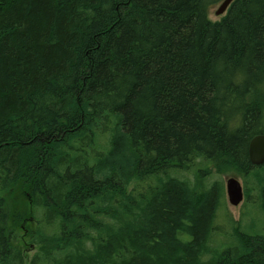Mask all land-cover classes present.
I'll return each instance as SVG.
<instances>
[{
  "label": "trees",
  "instance_id": "obj_1",
  "mask_svg": "<svg viewBox=\"0 0 264 264\" xmlns=\"http://www.w3.org/2000/svg\"><path fill=\"white\" fill-rule=\"evenodd\" d=\"M223 1L0 0V264L27 219L29 264H264V232L209 248L212 170L264 211V0Z\"/></svg>",
  "mask_w": 264,
  "mask_h": 264
},
{
  "label": "rangeland",
  "instance_id": "obj_2",
  "mask_svg": "<svg viewBox=\"0 0 264 264\" xmlns=\"http://www.w3.org/2000/svg\"><path fill=\"white\" fill-rule=\"evenodd\" d=\"M219 6H216L210 10V19L214 22L221 20L223 16H217L216 12ZM225 16V15H224ZM198 164V163H197ZM195 163L193 169L182 174H173L175 177H181L187 180L192 186L196 185L197 178L196 175L199 170V166ZM213 174L205 179L206 184L212 185L214 182H219L223 187L222 192V206L220 207L219 213L217 214L216 220L214 222V230L212 232L213 236L209 239V248L211 252L217 251L219 253L224 250L234 247L238 241L236 240L235 232L237 230H242L244 233H263L264 232V211L260 202H248V195L250 194L254 199H257L258 192L253 190L252 187L255 186L254 181L237 173L229 174H218L215 170H212ZM229 178H235L241 183L245 191V200H243L239 205L233 206L229 202V196L227 194L226 183ZM28 224H33L31 219H27L22 224V232L20 236L18 235L17 242L20 243L23 254L28 261L27 264L39 253V245L33 243L29 232L34 230L36 227L34 224L30 228ZM214 252L215 254H218Z\"/></svg>",
  "mask_w": 264,
  "mask_h": 264
},
{
  "label": "water",
  "instance_id": "obj_3",
  "mask_svg": "<svg viewBox=\"0 0 264 264\" xmlns=\"http://www.w3.org/2000/svg\"><path fill=\"white\" fill-rule=\"evenodd\" d=\"M233 2L234 0H224L219 6L216 15L223 16L226 14ZM249 158L256 166L264 165V135H257L252 139L249 147ZM227 193L233 206L239 205L244 199L241 184L235 178L227 180Z\"/></svg>",
  "mask_w": 264,
  "mask_h": 264
},
{
  "label": "bare ground",
  "instance_id": "obj_4",
  "mask_svg": "<svg viewBox=\"0 0 264 264\" xmlns=\"http://www.w3.org/2000/svg\"><path fill=\"white\" fill-rule=\"evenodd\" d=\"M226 14H227V13H226ZM217 16H218V15H217ZM249 147H250V146H249ZM249 159H250V158H249ZM250 162H251V160H250ZM251 164L254 165L252 162H251ZM254 166H256V165H254ZM260 166H262V165H260ZM256 167H258V166H256Z\"/></svg>",
  "mask_w": 264,
  "mask_h": 264
}]
</instances>
